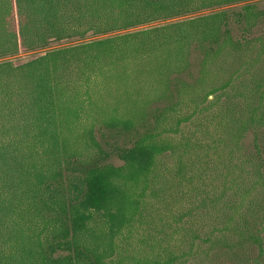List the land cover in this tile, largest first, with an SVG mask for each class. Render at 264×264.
Returning a JSON list of instances; mask_svg holds the SVG:
<instances>
[{
	"label": "trees",
	"instance_id": "obj_1",
	"mask_svg": "<svg viewBox=\"0 0 264 264\" xmlns=\"http://www.w3.org/2000/svg\"><path fill=\"white\" fill-rule=\"evenodd\" d=\"M130 68L151 99L78 131ZM185 100H224L217 155L164 136ZM0 264H264V0H0Z\"/></svg>",
	"mask_w": 264,
	"mask_h": 264
},
{
	"label": "rangeland",
	"instance_id": "obj_2",
	"mask_svg": "<svg viewBox=\"0 0 264 264\" xmlns=\"http://www.w3.org/2000/svg\"><path fill=\"white\" fill-rule=\"evenodd\" d=\"M162 23L163 22H155L147 26H157ZM72 43L75 42L55 43L53 47ZM36 55L37 54H20L19 57L12 60L15 64H19L32 59ZM126 73L125 75L121 72H110L106 73L107 75L96 74L92 76L88 82L85 80L79 83L77 87V103L81 105V114L80 119L76 123L78 131H81L83 128H88V126L94 127L93 130L98 140H102L97 129L103 124V120L110 115L126 117L128 113L137 110L138 107H142L145 99L147 101L148 98L151 99V97L147 95L149 90L152 89L151 87H153L151 80L139 74L136 68H130ZM211 98L212 97H209V99ZM223 103L224 100L217 105L211 106L205 102L195 109V103H192L191 100H185L184 105L176 110L175 116L169 120L166 126V129H171L178 120L181 123L179 131H168L164 133V136L173 143H177L179 147L185 144L186 139H190L192 143L199 142L201 145H205L208 155H217L222 149V145L218 141V138L221 137V133L216 115L221 110V104ZM187 117H190V120H185V122L184 119ZM115 139V136L112 134H106L104 138V140L112 142ZM245 142L247 145H251L253 142L252 133L247 134ZM189 151H191V149ZM175 159L176 156L174 154H169L163 161L167 163V167L172 168ZM113 161L116 165L120 164V162L116 160ZM208 172L210 171L206 169L205 173ZM209 179V177L208 179L205 178V183L212 181Z\"/></svg>",
	"mask_w": 264,
	"mask_h": 264
}]
</instances>
